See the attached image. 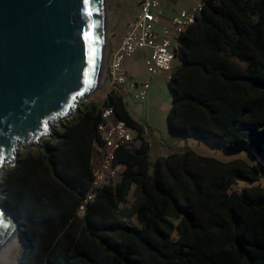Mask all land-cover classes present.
<instances>
[{"label":"trees","instance_id":"16d2710c","mask_svg":"<svg viewBox=\"0 0 264 264\" xmlns=\"http://www.w3.org/2000/svg\"><path fill=\"white\" fill-rule=\"evenodd\" d=\"M180 40V64L168 80L169 130L224 151L247 150L264 164V0H203ZM104 107L140 143L117 151L115 164L125 168L79 217L92 163L90 151L77 148L92 142L102 151ZM63 123L53 132L58 141L52 135L21 151L0 177V201L20 225L18 264H264V185L252 183L258 164L191 149L153 160L122 88L103 103L83 102ZM133 186L134 202L121 206Z\"/></svg>","mask_w":264,"mask_h":264},{"label":"water","instance_id":"95a60500","mask_svg":"<svg viewBox=\"0 0 264 264\" xmlns=\"http://www.w3.org/2000/svg\"><path fill=\"white\" fill-rule=\"evenodd\" d=\"M105 1L0 0V173L102 83ZM19 228L0 201V250Z\"/></svg>","mask_w":264,"mask_h":264},{"label":"built area","instance_id":"2783aa9c","mask_svg":"<svg viewBox=\"0 0 264 264\" xmlns=\"http://www.w3.org/2000/svg\"><path fill=\"white\" fill-rule=\"evenodd\" d=\"M138 11L124 28V33L115 47L108 46L107 78L109 90L125 87V91L139 101H146L151 81L161 73L171 72L176 58L175 49L181 43L180 35L194 24L203 9V3L191 9H183L172 17L171 25L159 22L158 0H137ZM150 50V52H147ZM141 53L148 79L141 83L130 77L129 64ZM98 131L103 142L101 157L92 164V181L79 206L78 214L83 216L87 205L93 201L97 191L105 183L117 180L120 171L115 164L117 151L135 140V131L119 119L113 107H104Z\"/></svg>","mask_w":264,"mask_h":264},{"label":"rangeland","instance_id":"374dc122","mask_svg":"<svg viewBox=\"0 0 264 264\" xmlns=\"http://www.w3.org/2000/svg\"><path fill=\"white\" fill-rule=\"evenodd\" d=\"M106 3V39L108 46L111 48L112 46L115 47L119 43L124 33V27L127 21L136 15L137 7L136 0H106ZM108 58L109 54L107 49L105 53L106 60H104V67H102L104 72L101 70L99 81L102 83L97 86L89 96L81 99L79 106L83 102H89L93 100L99 103L104 102L109 90L107 78V68L109 65ZM132 71H134V68L132 70V66H130V72ZM167 78V73L161 76L158 75L154 78V85L152 86L151 92H149L150 95L146 101H139L131 94H127L126 92L124 93L127 106L134 118L144 123L143 125L148 126L152 131L156 132L158 136H160L161 133L164 136L162 141H157L156 138L147 136L148 141L151 143L152 159L154 160L157 156H166L169 151H173L172 148H176L175 151L191 149L202 156L211 157L221 162H231L234 159L242 158L246 159L249 163L258 164L260 166L261 171L259 180L252 183H261L264 185V164L261 162L259 157L250 155L247 150L224 151L215 147L213 143L207 139L196 136L185 137L176 133H172L169 130L167 114L171 107L172 96L168 88L169 78ZM136 80H138L140 83L143 81L139 78ZM139 143L140 138L136 136L135 140L131 142L129 146L137 147ZM33 148L38 147L34 146L31 149ZM23 150L25 149L21 146L19 153ZM4 169L1 170L0 177ZM238 184L240 187H243L247 185V181L239 179ZM134 200L135 194L134 191H132L128 194L126 200L121 204V206H131ZM132 223L139 225L136 216L132 218ZM21 249L22 244L11 252L6 264H18V256L21 252Z\"/></svg>","mask_w":264,"mask_h":264},{"label":"crops","instance_id":"0c3cea01","mask_svg":"<svg viewBox=\"0 0 264 264\" xmlns=\"http://www.w3.org/2000/svg\"><path fill=\"white\" fill-rule=\"evenodd\" d=\"M158 1H159L160 14H159V22L156 25L157 30H160L163 25H171L172 17L175 14H177L179 11H181L183 9H191L194 6H197L200 3H203V0H158ZM136 7H137L136 8L137 9L136 12H137L138 11L137 0H136ZM147 52H150V50H147ZM178 64H180V62H179V60L176 57L175 60H174V66H176ZM130 66H132V70L134 68V71L130 72ZM166 73L167 72L161 73V74H159V76H161L163 74H166ZM129 75L133 79H138V78L141 79V80H147L148 79L149 76H148V74L146 72V69H145V66H144L143 57H142L141 53H137L132 58V60L130 61V64H129ZM167 77L168 78L170 77V73H167ZM153 85H154V79L151 81V89H152ZM151 89H150V92H151ZM122 90H124V93L126 92L125 91V87H122ZM139 122H141V121H139ZM63 124L57 125L55 131L62 132L64 130L63 129ZM142 124H144V123H142ZM144 126L146 128V132H145V136L146 137L150 136L151 138H156L157 141H159V140L162 141L163 140L164 136L162 135V133H161L160 136H158L156 134V132L152 131L148 126H146V125H144ZM53 135H54V138L52 139L53 141H58L60 139V137H57L55 134H53ZM51 136L47 137L46 139L51 138ZM77 149L80 150V151H82V149H85L86 152L89 150L90 153H91V163L92 164H95L99 160V158L101 157V151H98V150L96 151V149L94 148L92 142H87L84 148H77ZM175 149L176 148H172L173 151H169L168 154H170L171 152H174ZM176 152H180V151H176ZM117 168L121 172L125 168V165L123 163H118L117 164ZM134 189H135V187L133 186L131 192L134 191ZM78 216L82 217L79 214H78Z\"/></svg>","mask_w":264,"mask_h":264},{"label":"bare ground","instance_id":"6f19581e","mask_svg":"<svg viewBox=\"0 0 264 264\" xmlns=\"http://www.w3.org/2000/svg\"><path fill=\"white\" fill-rule=\"evenodd\" d=\"M106 1H105V17H106ZM107 37V35H106ZM105 37V43H104V59H103V64H104V60L105 59V53L106 50L108 49V44H107V39ZM104 67V65H103ZM102 72H104L103 68H102ZM15 234L17 235L15 237V239L4 249L0 250V264H6V261L9 257V255L11 254V252L18 248L21 245V240H20V236H19V232L17 230H15ZM8 262V261H7Z\"/></svg>","mask_w":264,"mask_h":264}]
</instances>
